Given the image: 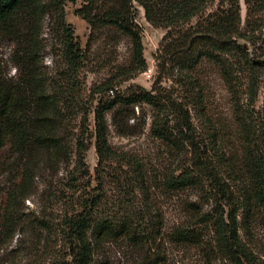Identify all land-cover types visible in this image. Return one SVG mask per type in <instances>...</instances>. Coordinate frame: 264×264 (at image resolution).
<instances>
[{
    "label": "trees",
    "instance_id": "1",
    "mask_svg": "<svg viewBox=\"0 0 264 264\" xmlns=\"http://www.w3.org/2000/svg\"><path fill=\"white\" fill-rule=\"evenodd\" d=\"M81 1L76 14L91 29L86 52L66 22L75 0H0V48L13 46L17 70L10 76L0 52V249L31 234L60 241L64 264H92L108 245H123L134 264H172L170 246L195 250L203 264H264V117L254 109L264 76V50H256L264 0H244L245 25L240 0ZM139 8L165 30L156 81L151 90L137 85L121 93L116 80L97 90L91 132L80 81L87 52L97 34L113 30L132 47L127 67L108 61L117 78L146 72ZM46 24L66 67L56 80L43 65ZM144 106L161 149L159 169L109 141L107 114L119 136L134 137L148 116L130 121ZM93 140L98 163L91 173ZM187 192L198 200L187 199L170 226L168 208L153 203ZM34 199L38 214L28 211Z\"/></svg>",
    "mask_w": 264,
    "mask_h": 264
},
{
    "label": "rangeland",
    "instance_id": "2",
    "mask_svg": "<svg viewBox=\"0 0 264 264\" xmlns=\"http://www.w3.org/2000/svg\"><path fill=\"white\" fill-rule=\"evenodd\" d=\"M75 1V4L69 3L65 8L66 22L72 26L77 41L80 43L83 51L86 52L91 29L89 24L76 14V11L82 6V1ZM240 3L242 24L245 25L247 8L244 0H240ZM139 12L140 15L138 22L143 31V45L145 49L144 57L147 62L146 72L139 74L132 80L117 78V74L113 68L110 67L108 61L116 58L120 66L127 67L130 63L132 47L131 41L127 37H124L113 30L105 31L101 35L97 34L98 39L93 51L91 54H88L87 52V61L85 62L84 68L81 72L80 81L84 83V88L86 90L85 96L82 98V106H84V108L89 112L88 125L91 132L94 131V114L92 110L97 105V101L102 99L101 96L95 95L97 90L102 88L106 83L110 82V80H116L115 83L117 84V90L121 93L125 92L131 86L137 85L142 86L147 90H151L153 84L156 81L158 74L155 55L159 50L160 44L165 35V30L157 29L151 26L146 21L144 17V11L141 8H139ZM261 24H263V28L259 34L260 37H263V39H261L262 41H260L259 45L256 47L258 54L264 50V18L262 19ZM42 38L44 39V43L46 44L47 48L45 51L43 65L45 66L46 72L49 74L51 79L56 80L66 67L61 56V48L58 44L57 38L54 36V34H52L47 24L44 27ZM12 49V45L9 43H3L1 45L0 52L3 60L8 66V73L10 76H15L17 74V70L12 65ZM213 80L218 92L224 95L225 93L221 89L222 85L220 81L217 80V78L215 79V77H213ZM164 85L168 87L170 83L167 82ZM94 98H97L96 101H94ZM244 99V104L248 105L250 101L246 100V98ZM220 103L222 104L224 110H227L228 106L225 103V99L221 100ZM254 109L256 114L260 115V118L264 117V76L261 79L258 99ZM135 112L136 120L130 121V125L132 126L135 123L138 124L139 121V123H141V120L144 119V116L147 115L148 117L147 125L144 127L143 132L134 137L119 136L112 126L111 113L107 114V120L110 125L109 141L116 150L135 154L140 158L143 157L148 159L150 162H152V167L159 169L161 167V158L159 157L161 149L150 135V108L147 106L136 107ZM81 120L82 115L78 116V119L76 122H74V124H77L76 126H78ZM90 144L91 147L87 153L86 162L91 173H94V169L98 163V157L94 146V140L91 141ZM61 176L62 175H60V177ZM46 183L47 181H43L41 183V190L42 186H46ZM189 198L194 201L198 200L197 197H193V195L187 192L184 194L181 200H178V198L176 200H164L158 198L156 202L153 203V207L168 208L166 216L168 218L169 225L171 226L179 216L180 211L184 210L183 203ZM36 202H38L37 199L36 201L34 199V201L28 203L30 207L28 211L38 214L40 208H37ZM55 214H57V211ZM40 238L41 240L38 242L31 234L16 237L15 241L11 245L4 247V249H0V260L5 261L6 264H11L12 261L19 262V264H64L65 260H67V255L66 250L61 246L60 241L47 243L45 237L40 236ZM29 247L31 254L29 256L26 254L21 255L22 251L24 252V250L27 248L29 250ZM170 248L171 252L173 253L172 264H203L195 250L177 248L174 246H170ZM92 264H134V261L133 256L130 255V252L126 250L123 245H108L102 252L95 255Z\"/></svg>",
    "mask_w": 264,
    "mask_h": 264
}]
</instances>
